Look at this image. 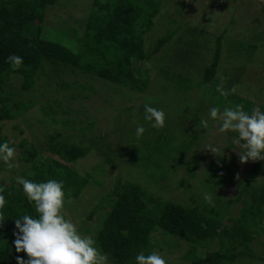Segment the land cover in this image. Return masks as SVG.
Masks as SVG:
<instances>
[{"label": "rangeland", "instance_id": "obj_1", "mask_svg": "<svg viewBox=\"0 0 264 264\" xmlns=\"http://www.w3.org/2000/svg\"><path fill=\"white\" fill-rule=\"evenodd\" d=\"M95 1L103 2L99 5L100 7L105 2V0H57L47 11L44 24L53 28L56 24L58 26L63 24L67 19L70 25L77 27L91 14L103 15L100 8L95 7ZM166 1L172 7V11L167 10L168 6L163 4L165 11L161 10L162 14L157 16L155 25L146 34L145 46L148 48L153 46L155 40L166 35L170 29L176 28L177 32L170 44L164 47V53L160 52L153 57L154 60L151 59L146 63L145 68L150 70V84L149 89L142 96H137L134 92L130 93L126 89L111 94L99 84L92 86L93 83L90 81L86 83L88 87H92L93 91L60 88L44 75L35 78V84L31 90L23 91L20 77L11 75L10 87L6 88V91L13 93V99L32 101L33 104L21 117L0 123V135L15 149V155L10 162L11 167L0 161V178L4 186H8L11 180H14L16 185V178L21 177L22 172L27 169H29L27 174L32 175L35 171L33 165L42 163L45 158L50 157L46 151L49 134L60 131L63 138L74 135L73 142L79 143L81 129L88 121L95 120L94 131H85L84 138L81 135L83 144L89 146V154L72 167L80 177L88 178V175H91L102 184L95 185L88 178V185L84 187L79 198L65 199L62 210L65 218L70 219L77 229L81 228L82 223L79 217V214H82L80 210L83 209L86 214L87 210L95 208L101 197L111 192L115 176L121 174L124 177V174L132 170L128 176L132 175V178L139 179L138 171L140 170L134 171L129 163H132L137 155L147 152L150 143L154 144L155 139L161 138L160 135L167 134L173 137L176 144L190 145L185 149L187 151L185 157H195L200 166L197 167V163L194 164L191 176L186 175L184 167L173 160L169 162V165L174 166L171 172L166 166L158 170L154 167L149 169L142 166L141 170L144 174L157 176L153 179L155 182H159L162 172L169 176L162 182L165 189L159 193L163 199L174 202L182 200L185 197L184 189L174 190V188L179 178H184L190 189L195 191L194 194H198L195 197L197 205L201 206L205 203V195L212 196L211 203L219 194L220 203L225 205L227 201L231 202L228 208L220 210L224 227L232 230L231 227L242 220L245 202L251 204L252 194L264 192V160L254 180L247 181V174L254 166V161L241 163L238 153L242 150L232 143V137L214 129L220 121L219 119L212 121L209 118V109L216 106L208 97L207 89L209 91V88L202 85V74L204 68L212 62L215 50L213 43L216 37L227 31L221 43V56L216 70V81L221 82L225 77L229 83L228 86L226 85L230 90L226 105L234 107L242 104L249 109V113L254 108L264 110V0H195L193 4V0ZM167 14L169 18L174 19L170 20ZM77 21L79 23H75ZM172 21H175L176 25ZM74 42L75 38L69 36L68 43L72 45ZM159 59L161 62H157ZM172 61L181 64L178 70L169 69L175 67L170 64ZM161 67L177 72L172 81L165 79L159 73ZM63 79L67 82L74 80L72 76H65ZM83 79L85 78L81 76L77 80L84 82ZM178 82L182 84L179 86ZM226 86L225 90H227ZM209 87L212 90L214 87H216L215 90L217 89V86L209 85ZM203 89H206V92L201 93ZM233 89L235 91H232ZM211 91L210 94L213 95ZM237 96L239 100L235 104ZM145 104L164 111L163 128H152L149 122L144 120ZM200 106L203 107V112L198 114L199 117H195L196 110L202 109ZM43 107L50 114L47 117L42 116ZM117 111L125 115L124 119L117 118ZM49 117L70 118L75 121V125H51ZM203 120H207L209 128L202 125ZM137 124L145 128L144 134L139 138L135 134ZM103 135L110 137L103 140ZM192 135H196L199 140L190 143L187 138ZM22 140H26L28 144H33L36 148L37 156L34 164L24 162L22 153L25 150L19 147ZM94 140H98L95 146ZM171 143L173 144V141ZM121 145L126 151L121 152L125 160L124 164L120 165L122 168L117 160L121 153L112 150L117 148L119 150ZM109 147L111 151L108 150ZM213 147L217 149L216 152H211L210 149ZM107 155L110 160L114 159L113 163H105ZM97 166L99 169H96ZM102 170L105 173L103 176L99 175ZM229 172L235 173L232 180L229 178ZM144 182L146 179L142 178L141 184ZM213 187H215L213 189L215 193L211 192ZM262 210L259 227L251 228V239L244 244L249 250V255L235 260L234 264H264V208ZM101 212L96 213L94 223L87 224L90 228L87 234L84 229L79 231L82 235L94 237L93 231L102 223ZM152 240L164 243L160 246L161 249L154 248V252L162 256L167 264H190L191 260L188 259L187 253L189 245L183 240L164 236L160 231L152 234ZM199 246L197 256L206 252L203 249L204 244ZM219 248L217 240L208 246L210 251L219 250ZM238 250L240 248H237ZM251 255L253 256L250 257Z\"/></svg>", "mask_w": 264, "mask_h": 264}, {"label": "trees", "instance_id": "obj_2", "mask_svg": "<svg viewBox=\"0 0 264 264\" xmlns=\"http://www.w3.org/2000/svg\"><path fill=\"white\" fill-rule=\"evenodd\" d=\"M56 2L57 0H0V123L21 117L33 104L32 101L13 99V93L6 91V88L10 87L11 75L20 77L23 91L31 90L34 87L35 78L44 75L60 88L93 91L92 87H88L86 83L90 81L93 83L92 86L99 84L111 94L126 89L130 93L134 92L137 96H142L149 89L150 84V70L145 68L146 63L151 59L154 60L153 57L160 52L164 53V47L170 44L177 32L176 28L170 29L166 35L156 39L153 46L149 48L145 46L146 34L155 25L157 16L162 14L161 10L165 11L163 4L168 6L167 10L172 11V7L166 0H105L101 7L99 5L103 2L95 1V7H99L103 15L91 14L77 27L70 25L67 19L66 24L65 22L59 26L56 24L57 26L53 28L45 26L46 13ZM167 16L169 18L168 14ZM172 23L176 25L175 21ZM178 28L180 29L179 26ZM226 33L227 31H224L216 37L213 43L215 50L212 62L204 68L202 74V85L209 88V91L207 89L208 97L221 112L225 107H230L226 105L229 101L228 91H230L227 88L228 80L224 77L221 82L216 81L221 43ZM69 36L75 38L72 45L68 43ZM13 54L22 57L24 62L21 68L15 71L6 62V57ZM161 59L157 62H161ZM170 64L176 67L169 68L173 71L181 66L179 62L174 63V61ZM169 69L161 67L159 73L165 79L172 81L177 72ZM65 76H72L74 80L67 82L63 79ZM81 76L85 78L84 82L77 80ZM55 78L58 80H54ZM221 83L224 85L223 89L227 85V90L224 89L227 94L224 96L215 90L216 87L213 90L209 87V85L218 86ZM177 84L180 86L182 83ZM204 92L206 89H203L201 93ZM238 100V96L235 97L234 103L236 104ZM201 108L196 110L195 117L203 112V107ZM243 110L249 113L247 107L243 106ZM41 113L43 117L50 115L45 107L41 109ZM116 116L120 120L125 117L119 112ZM49 118L51 125H75V121L70 118ZM94 126L95 120L86 123L81 129L83 138L87 131H94ZM218 126L216 125L214 129H218ZM226 133L230 137L236 135V133ZM61 134L60 131H54L47 136L46 151L50 157L45 158L42 163L33 165L35 171L32 175L27 174L29 170L27 169L22 172L21 177L34 182H46L49 179L63 181L65 199H77L84 187L88 185L89 179L95 185L102 182L91 175H88L89 179L82 178L72 167L89 154V146L83 144L82 136H79V143H75L74 135L63 138ZM106 137L110 136L103 135L102 139L105 140ZM160 137L154 140V144L150 143L147 152L131 160L133 164L129 163L134 171L140 170L138 171L139 179L132 178V175L128 176L132 170L124 174V177L121 174L115 176L111 192L103 195L95 208L87 210L86 214L83 209L80 210L83 214H79L82 223L81 228L77 230L84 229L87 234L90 231L87 224L94 223L96 213L102 211V223L99 227L96 226L93 238L97 241L98 247L107 254V264H136L137 254L143 252L147 255L154 252L156 247L161 249L160 246L164 243L152 240V234L157 231L164 236H173L186 242L189 245L187 253L188 259L191 260L190 264H234L235 260L249 255V250L244 244L251 239V228L259 227V221L263 215L264 192L252 194L251 204L245 202L242 220L237 221L231 227L232 230L222 225L220 210L228 208L231 202L227 201L225 205L220 203V194L212 203L205 201L199 206L195 199L198 194H194L195 191L190 189L184 178H179L174 190L183 188L186 200L183 198L174 202L163 199L159 193L165 189L162 182L169 176L162 172L159 182H155L153 179L157 176L144 174L141 170L142 166L149 169L154 167L156 170L166 166L171 172L174 166L169 165V162L173 160L184 167L186 175L191 176L194 164L198 160L195 157H185L187 153L185 149L190 145L176 144L173 137L168 134L160 135ZM187 139L190 143L199 140L196 135L189 136ZM3 142L7 141L0 135V143ZM97 142L98 140H94L93 145L95 146ZM9 146L12 147V145ZM19 147L25 150L22 153L24 162L34 164L37 151L33 144L30 145L26 140H22ZM108 150L111 151V148L109 147ZM112 150L126 152L123 145L119 147L120 151L118 148ZM97 153L101 154V152ZM122 153L117 159L119 166L125 161ZM113 160H110L107 155L105 163L111 164ZM261 162L262 160L254 161V166L247 174V181L254 180ZM198 166L200 164L197 163ZM96 169L99 167L97 166ZM104 174L102 170L99 175ZM234 176V172H229L230 179ZM142 178L146 179L143 184H141ZM11 181L8 186H4L0 178V194H3L6 200V206L3 209L5 220L0 224V264H16L17 256L28 259L24 252L15 251L13 241L16 238L14 232L17 230L14 220L25 214L33 218L37 215L32 202L27 200L22 186L18 183L15 185L14 180ZM214 188L211 192L215 193ZM167 189L168 187L166 191ZM215 240L218 241L219 250H208V246ZM201 244H204L203 249L206 252L197 256V248ZM237 248L240 250L237 251Z\"/></svg>", "mask_w": 264, "mask_h": 264}, {"label": "clouds", "instance_id": "obj_3", "mask_svg": "<svg viewBox=\"0 0 264 264\" xmlns=\"http://www.w3.org/2000/svg\"><path fill=\"white\" fill-rule=\"evenodd\" d=\"M6 62L12 70H18L23 65V58L18 55H9ZM221 96L227 93L221 85L216 89ZM232 91H235L233 89ZM144 120L155 129L165 125V113L145 104ZM209 118L219 119L220 133H236L232 143L242 150L239 154L241 163L247 161L264 160V111L254 108L251 113L243 110V105L225 107L221 112L218 107L209 109ZM207 127V120L201 121ZM145 132L143 125L137 124L135 134L137 138ZM216 152V148H211ZM15 155L14 147L7 142L0 143V161L11 167V159ZM17 183L28 201L32 202L36 218L22 215L14 220L16 237L13 241L17 253L24 252L27 260L17 256L16 264H107L108 256L98 247L97 241L90 235H82L75 224L65 218V192L63 181L49 179L46 182H34L23 177H17ZM209 203L211 195H205ZM6 206L5 196L0 194V224L4 222L3 209ZM136 264H167V261L156 252L145 255L143 252L135 257Z\"/></svg>", "mask_w": 264, "mask_h": 264}]
</instances>
